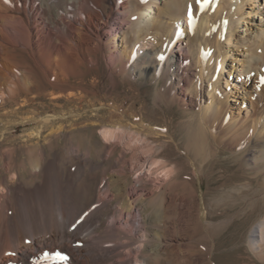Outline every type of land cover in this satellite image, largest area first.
I'll return each mask as SVG.
<instances>
[{"label": "bare ground", "instance_id": "6f19581e", "mask_svg": "<svg viewBox=\"0 0 264 264\" xmlns=\"http://www.w3.org/2000/svg\"><path fill=\"white\" fill-rule=\"evenodd\" d=\"M151 1L139 5L135 0H0V97L17 100L20 111L42 96L60 105L91 90L88 76L94 83L104 79L116 86L124 75L138 72L145 77L154 71L163 110L173 105L201 108L206 104L196 126L187 132V142L188 150L196 157H209L208 126L217 122L221 108L212 97L217 76L205 65V52L212 46L213 53V45L218 42L216 32L220 38L228 32L232 41L234 19L241 10L239 3L245 5L249 0H161L162 6L157 3L160 8L155 13ZM213 8L217 9L215 13ZM190 13H196L205 24L201 28L203 36L195 34L184 44L183 32L175 26ZM170 19L174 21L171 27ZM171 28L175 30L174 37ZM151 34L159 37L156 48L137 59L136 49ZM249 35L253 38L254 32ZM221 55L216 54V61ZM195 73L200 84L197 98L189 93ZM109 110L114 119L126 117L123 109L112 106ZM65 120L62 113L28 111L21 120L12 122L22 127L40 122L41 128L60 124L56 131L59 133ZM261 121L255 122V131ZM148 123L137 119L133 124L137 131L159 138L167 136L177 143L171 126L159 128ZM35 133L38 134L32 139L35 144L31 148L38 159L30 161L28 180L21 178L17 169L19 149L0 152V173L6 174L0 179V264H214L215 245L195 253L190 243L189 224L207 226L210 222L203 200L196 198V202H191L193 193L188 181L173 178L157 191L146 188L143 179L133 186L126 179H112L91 194L88 187H80L86 168L97 169L101 165L92 158L91 147L80 140L73 141L72 159L78 163L67 173L58 154L46 158L45 148L36 143L42 132ZM105 135L115 134L108 131ZM252 137L253 142L262 144L260 158L264 161V133ZM115 150L103 144L104 162L110 161ZM248 150L249 147L245 152ZM118 163L124 174L129 159L124 156ZM150 163L158 162L152 158ZM174 171L170 168L166 173ZM119 198L123 199L122 205L113 207L112 202ZM126 218L131 220L128 226H124ZM121 235L128 241H121ZM259 237L263 244L264 223L251 244H259ZM141 238L145 247L139 257L120 258L121 249L136 245ZM11 248L19 257L5 260L3 254Z\"/></svg>", "mask_w": 264, "mask_h": 264}, {"label": "rangeland", "instance_id": "374dc122", "mask_svg": "<svg viewBox=\"0 0 264 264\" xmlns=\"http://www.w3.org/2000/svg\"><path fill=\"white\" fill-rule=\"evenodd\" d=\"M149 1L151 0H135L139 5ZM151 2L153 13L158 12L159 6H162L161 0L157 1L159 6L156 2ZM226 2L230 1L225 0ZM239 6L241 10L236 12L237 18L234 19L232 27V41L229 40L228 32L223 33L221 38L217 37L216 32L215 39L218 42L213 45V53L211 54L212 46L210 51L205 50L207 64L205 61L204 63L211 70V74L217 76L212 97L216 98L221 108L217 122L208 126L209 157H196L188 150L187 142V132L196 126L206 104L202 105V109L199 105L193 108L173 105L163 110L159 105L161 99L157 95L154 71L145 77H140L138 72L131 73L130 76L124 75L116 86L104 79L94 83L92 76H88L87 81L92 91L82 92L83 94L80 93L72 101H63L60 105L53 104L47 96H42L37 98L35 104L27 107L28 109L20 111L17 100L7 101L6 96L0 97V152L7 148H18L20 153H17L15 159L17 169L21 178L28 180L31 177L30 161L38 159V155L31 148L35 144L32 139L38 134L36 131L42 132L40 141L36 143L45 148L46 158L58 154L63 170L67 173L78 163L72 159L71 145L80 140L91 147L92 158L101 162L97 169L86 168L80 182V187H88L91 194L110 180L122 178L131 186L143 179L146 188L153 187L157 191L173 178L188 181L193 193L191 202H196V198L203 200L210 222L207 226L196 222L189 224L191 233L188 235L195 248L193 252L198 253L199 249L205 251L207 247L215 245V253L212 254L214 264H264V243L260 242L259 237V244L263 248L259 244H253L257 250L251 244L254 235L259 233L264 223V161L260 158L262 144L252 140V136L258 137L264 133V0H249L245 5L239 3ZM212 11L215 13L217 9L213 8ZM214 20L219 21L217 17ZM173 22L168 20L170 27ZM204 25L196 13H190L181 17L175 29L179 28L183 32L182 42L186 44L195 34L203 36L201 28ZM246 28L251 31H245ZM253 32L251 38L249 34ZM170 34L174 37L175 30L171 28ZM148 37L150 38L142 41L135 51L137 59L152 53L156 48L159 37L154 34ZM192 49H195L193 45ZM216 54H222L217 61ZM192 60L197 62L198 59ZM191 79L190 96L198 97V74L195 73ZM211 85V82L208 83L209 88ZM41 100L43 104L39 102ZM112 106L123 109L126 117L112 118L109 110ZM27 110L33 114L38 111L65 114L63 130L56 132L60 124L41 128L40 122L26 127L13 123L15 119L21 120ZM37 117L40 120L43 116ZM137 119H143L153 127L171 126L177 143L167 136L159 138L153 133L137 131L133 124ZM259 120L263 121L255 131V122L258 123ZM108 131L114 132V137H106L105 132ZM245 137L247 138L243 141H238V138ZM103 144L116 149L109 162H104ZM248 147L249 150L245 152ZM217 148H221L219 153ZM124 156L129 159V164L122 174L123 166L118 161ZM152 158L158 163L151 164ZM170 168L175 171L167 175L166 171ZM4 173H0V179L6 175ZM13 180L15 178H10V181ZM122 201V198L114 200L113 207H120ZM191 210L193 213L194 210ZM124 223V226H128L131 220L126 218ZM119 239L128 241L125 235H121ZM119 239L117 240L120 241ZM131 247L121 249L120 258L126 257L124 259L128 260L139 257L145 242L141 238L139 243ZM18 257L19 253L13 248L3 254L5 260Z\"/></svg>", "mask_w": 264, "mask_h": 264}, {"label": "snow or ice", "instance_id": "6c2138e0", "mask_svg": "<svg viewBox=\"0 0 264 264\" xmlns=\"http://www.w3.org/2000/svg\"><path fill=\"white\" fill-rule=\"evenodd\" d=\"M198 2H204V0H198ZM192 23H193V25L195 24V20L194 19L192 20ZM61 258H63V257H61Z\"/></svg>", "mask_w": 264, "mask_h": 264}]
</instances>
